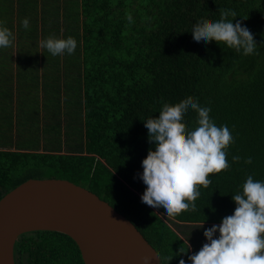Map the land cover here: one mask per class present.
Here are the masks:
<instances>
[{
    "label": "trees",
    "instance_id": "trees-1",
    "mask_svg": "<svg viewBox=\"0 0 264 264\" xmlns=\"http://www.w3.org/2000/svg\"><path fill=\"white\" fill-rule=\"evenodd\" d=\"M221 10L235 11L232 22L251 31L254 54L193 39V25L218 21ZM0 26L12 31L18 59L35 60L32 49L49 36L77 42L71 55L53 56L41 48L52 64L49 75L62 80L46 91L49 103L53 96L63 100L65 138L60 142L57 136L56 145L48 137L60 135L59 109L45 116L42 127L31 120L33 136L48 138L42 148L37 137L0 149V197L28 178L70 180L129 219L160 264H191L189 245L165 220L163 207L142 202L146 185L140 178L143 159L155 150L145 120L158 117L165 103L189 96L211 109L216 126L229 128L233 143L226 150L228 169L210 174L195 209L169 219L220 224L234 213L232 195L242 191L249 175L264 182V0H0ZM197 115H184L188 128L196 126ZM248 157L251 164L245 163ZM13 247L26 263L82 264L75 242L59 231L25 232Z\"/></svg>",
    "mask_w": 264,
    "mask_h": 264
},
{
    "label": "clouds",
    "instance_id": "clouds-1",
    "mask_svg": "<svg viewBox=\"0 0 264 264\" xmlns=\"http://www.w3.org/2000/svg\"><path fill=\"white\" fill-rule=\"evenodd\" d=\"M229 16L233 19L228 20ZM236 17L233 10H221L218 21L201 19L193 25V39L205 44L223 43L246 56L254 54L257 48L254 36L240 21L232 22ZM22 26L29 27L27 18L23 19ZM14 39L10 29L0 26V48L10 47ZM40 47L53 56L65 52L71 55L77 42L72 37L49 36L40 41ZM189 110L198 114L196 126L191 129L183 122ZM210 111L189 96L175 104L165 103L158 117L145 120L148 139L155 150L150 148L142 161L140 178L146 189L141 199L153 208L163 207L169 218L194 210L200 187L211 184L210 174L229 167L226 150L233 143L232 134L226 125L216 126ZM232 159L238 162L240 157ZM245 163L251 164L252 158L248 157ZM232 199L236 204L234 213L222 218L219 225L204 230L207 242L188 257L191 264H264V182L255 181L249 175L242 191L232 195ZM217 232L219 237L213 238ZM179 264L185 261L181 259Z\"/></svg>",
    "mask_w": 264,
    "mask_h": 264
},
{
    "label": "water",
    "instance_id": "water-1",
    "mask_svg": "<svg viewBox=\"0 0 264 264\" xmlns=\"http://www.w3.org/2000/svg\"><path fill=\"white\" fill-rule=\"evenodd\" d=\"M35 230L68 235L84 264H160L129 219L67 179L28 178L0 197V264H14L17 237Z\"/></svg>",
    "mask_w": 264,
    "mask_h": 264
},
{
    "label": "crops",
    "instance_id": "crops-1",
    "mask_svg": "<svg viewBox=\"0 0 264 264\" xmlns=\"http://www.w3.org/2000/svg\"><path fill=\"white\" fill-rule=\"evenodd\" d=\"M32 50L36 51L35 60L18 59L16 44L13 43L5 48L4 51L7 52L5 58H0V149L12 148L17 142L23 143L27 139L31 141L37 137L40 148L48 137L51 139V144L54 142L57 145V136L60 137V142H63L64 103L62 99L58 103L57 96H53V103H49L48 91H46L52 84L62 85V80L58 81L55 75H49V67L52 64L42 57L41 47ZM55 85L51 87L55 89ZM48 106L52 108L49 109ZM53 111L59 113L61 117L59 118L60 135L48 136L44 133L41 136L37 134L33 136L31 120L42 127L43 121L46 120L45 116L54 113ZM57 119L58 116L55 121ZM54 124L57 123L53 122ZM189 248L193 255L190 245Z\"/></svg>",
    "mask_w": 264,
    "mask_h": 264
},
{
    "label": "rangeland",
    "instance_id": "rangeland-1",
    "mask_svg": "<svg viewBox=\"0 0 264 264\" xmlns=\"http://www.w3.org/2000/svg\"><path fill=\"white\" fill-rule=\"evenodd\" d=\"M65 138V135L63 136ZM169 225L178 232V234L187 241L188 245L191 246L192 252H198L204 243L207 242L206 237L204 236V230L207 228L212 227L213 225H219L216 223L211 224H196V225H190V224H181L178 222H174L170 220L169 218L165 219ZM202 226V227H201ZM198 237V239H196ZM219 232L214 234L213 238H218ZM198 240V241H197ZM201 240V241H200Z\"/></svg>",
    "mask_w": 264,
    "mask_h": 264
},
{
    "label": "flooded vegetation",
    "instance_id": "flooded-vegetation-1",
    "mask_svg": "<svg viewBox=\"0 0 264 264\" xmlns=\"http://www.w3.org/2000/svg\"><path fill=\"white\" fill-rule=\"evenodd\" d=\"M23 254H24L23 252L14 253V247H13V263L14 264H31V262L26 263V261L22 257ZM79 254H80V252H79ZM80 258H81V255H80ZM81 262H82V264H84L82 258H81Z\"/></svg>",
    "mask_w": 264,
    "mask_h": 264
}]
</instances>
